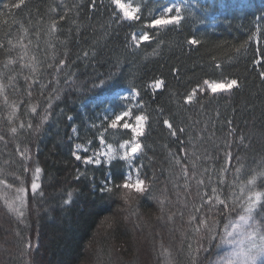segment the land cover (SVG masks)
<instances>
[{"label":"trees","instance_id":"obj_1","mask_svg":"<svg viewBox=\"0 0 264 264\" xmlns=\"http://www.w3.org/2000/svg\"><path fill=\"white\" fill-rule=\"evenodd\" d=\"M205 7L214 27L153 28L114 0H0V264H215L235 246L209 243L214 221L222 233L260 192L264 222V0ZM124 89L148 117L141 154L77 160L78 144L132 139L100 118ZM133 170L143 193L123 188Z\"/></svg>","mask_w":264,"mask_h":264},{"label":"snow or ice","instance_id":"obj_2","mask_svg":"<svg viewBox=\"0 0 264 264\" xmlns=\"http://www.w3.org/2000/svg\"><path fill=\"white\" fill-rule=\"evenodd\" d=\"M115 3L118 7L123 10L125 18L139 19L138 16L133 17V12L129 11L130 6H126L125 4L121 3V0H115ZM5 7L7 8L8 5L6 4ZM173 11L175 12L174 15L172 14ZM181 12L182 9L180 5L164 7L162 8L160 14L151 20V25L153 28L168 27L170 25H179L181 24L183 19ZM149 39L150 37L147 31L143 32L142 34H139L138 37L136 35L133 36V40L136 41L137 44H139L141 41H148ZM188 42L191 45H198L200 43V41L195 38L191 39ZM257 63H259V61H257ZM260 75L264 77V71H262ZM205 83H207V81H205ZM162 84L163 81L156 80L154 87L160 88ZM238 86V81L236 79H231L227 83H224L222 81L219 83H213L211 85V91L213 93H216L218 91L232 90L234 87ZM192 99L193 97L191 95L187 96L188 101H191ZM33 111H35V109H33ZM132 114V110L129 109L121 112L118 115H115V117L111 119L110 127L116 129L118 127L119 122L124 117H129ZM147 120L148 117L146 115L140 114L135 116V126L128 122H125L121 125V127L124 129H130L131 133L133 134L132 140H125L119 145L120 149H124L123 156L121 158L127 160L129 163H131V157L135 153H137L142 147L141 143L136 138L144 135V124ZM163 123L167 125L169 129L172 128V125L169 123V120L165 119ZM12 131L15 132L16 130L13 129ZM172 134L175 135V132H173ZM103 142V137H101V143ZM77 148H80V145H77ZM108 149L109 151L106 155L111 160L114 157L111 144L108 145ZM73 155L77 160L81 159V157L75 152L73 153ZM85 162H94L99 164L100 159L97 158L95 159V161H93V158L91 156H88L85 157ZM39 171L40 169L37 168L36 172L38 173ZM254 183L255 177L249 181V184ZM143 185L144 181L138 179L134 184L129 181H125L123 184V188H134L137 192L143 193L145 191L144 187H142ZM31 187L33 190H35L39 187V185L33 182ZM109 191H111V189H109ZM215 191L216 189H213V192ZM129 195V192L123 193V199L127 200L129 198ZM261 196L262 193L255 192L252 197H249V202L245 209V214L239 215L238 219H236L234 222L229 221L228 223H225L223 225L222 233L216 232V225L219 223L218 221H214L213 226L208 228L209 236L207 238L209 240V243H211L213 240L218 239L219 243L217 244V248H219L221 244H229L235 246L231 252L221 256L215 262V264H257L258 258L264 256V222L258 224L250 222L253 220V213L256 211L257 205L261 204ZM219 203L223 204L224 201H219ZM192 219L195 221L197 220V217L193 216ZM201 223H203V221H201ZM195 230L199 231L198 228ZM245 242H247V244H245ZM209 264H213V262L210 261Z\"/></svg>","mask_w":264,"mask_h":264},{"label":"rangeland","instance_id":"obj_3","mask_svg":"<svg viewBox=\"0 0 264 264\" xmlns=\"http://www.w3.org/2000/svg\"><path fill=\"white\" fill-rule=\"evenodd\" d=\"M206 1L207 0H121V3L125 4L126 6H130L129 11L133 12V17H137L143 11L150 9L149 12L152 15V17H150L151 19L158 16L160 14L162 8H164V7L180 5L181 9H182L181 15L183 17L182 22L183 21H185V22H196V24L199 27H204L207 25L214 27L216 25V22L214 20V16L209 14L208 10L205 7ZM114 2H115V0H114ZM115 5L117 6L116 3H115ZM117 8L123 14V10L118 6H117ZM133 10H136V11H133ZM172 14L174 15L175 12L173 11ZM123 16H124V14H123ZM131 19H133V18H131ZM139 34H142V33H139ZM219 82H214V83H219ZM224 83H227V82H224ZM218 92H222V91H218ZM106 102H107L106 111L103 113V115L100 116V118H102L103 122H105L107 124V126L109 127L108 130H113L114 132H117L120 134V132H125L126 130H130V129L122 128L121 125L123 123L128 122V123H131L135 126V124H136L135 116L136 115H134V112H135L134 108L138 106V100H137V97L135 96L133 91H131L130 89L120 90L119 92L109 96V98ZM129 109L132 110L133 114L129 117H124L119 122L118 127L116 129L111 128L110 127L111 119H113L115 117V115H118L121 112L129 110ZM144 129H145V124H144ZM104 134H106V131H104ZM139 138L140 137H137L136 139L139 140ZM130 140H132V139H130ZM103 141H104L103 143H101V141H100V147L97 150H93L90 147V145L78 144V145H80V148H77V145H76L75 152L77 155H79L81 157L80 160H82L86 165H97L98 166L101 164H106L107 166H109L112 162H114L116 160H123V161L127 162L129 164V166H131L132 163L141 154V151H142V147H141V149L131 157V163H129L127 160H124L121 158L123 156L124 149L119 148V145L121 143H123L125 140L124 141L117 140L115 142H110L105 137H103ZM109 144L112 145V150L114 153V157L111 160L106 155L109 151V149H108ZM88 156H91L93 158V161H95V159L99 158L100 163L99 164L94 163V162L86 163L85 157H88ZM138 179L141 180V178L138 175L136 170L129 171L127 173V180L129 182L134 184L136 182V180H138ZM103 185H104L105 189L110 188V184H108V183H103ZM263 261H264V256H261L258 258L257 264H260Z\"/></svg>","mask_w":264,"mask_h":264}]
</instances>
